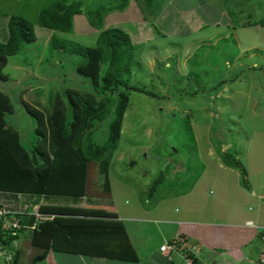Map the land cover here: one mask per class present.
Masks as SVG:
<instances>
[{
  "label": "rangeland",
  "instance_id": "1",
  "mask_svg": "<svg viewBox=\"0 0 264 264\" xmlns=\"http://www.w3.org/2000/svg\"><path fill=\"white\" fill-rule=\"evenodd\" d=\"M54 1L0 0V18L21 13L31 21L40 20L41 9ZM123 2L126 6L121 10ZM81 8L82 14L73 18L72 31H57L60 42L80 38L94 42L97 32L109 25L123 29L132 40L134 56L127 80L137 90L126 88L129 104L121 138L108 163H89L85 197L0 192V203L25 214L30 207L43 204L58 213L71 210V214L97 215L93 207L110 202L106 180L110 176L112 200L129 198L118 193L125 183L137 190L147 208L176 198L174 209L183 210L193 222L205 220L203 215L216 224L225 221L227 208L237 202L245 212L256 213L253 202L258 198L251 193L264 194V0H82ZM99 10L102 21L95 17ZM35 24L38 34L44 32L41 24ZM4 31L0 21V41ZM20 51L19 58L11 60L14 64H8V80L0 79V89L14 105L8 125L16 127L28 142L32 122L26 106L46 113L54 89L94 88L89 79L75 72V57L66 48L36 54L34 47L26 45ZM15 85L19 87L13 94ZM109 120L106 116L91 129L95 143L107 138ZM230 165L238 178L226 172ZM242 171L249 188L243 184ZM34 230L33 226L22 232L11 255L0 248V264H6L5 254L9 258L17 249L22 252V264H30L40 252L32 245ZM181 231L189 237L199 234L204 246L230 251L249 232L194 225H184ZM67 262L83 264L78 257L57 251H51L46 260L47 264Z\"/></svg>",
  "mask_w": 264,
  "mask_h": 264
},
{
  "label": "trees",
  "instance_id": "2",
  "mask_svg": "<svg viewBox=\"0 0 264 264\" xmlns=\"http://www.w3.org/2000/svg\"><path fill=\"white\" fill-rule=\"evenodd\" d=\"M36 1L26 0V3ZM81 6L82 0H57L41 9L40 20L31 21L21 13L0 18L5 28L0 41L1 80H8V64L12 65V58H19L24 46L34 47L36 54L64 47L75 57V72L89 79L94 88V91L54 89L47 101L46 113L41 108L26 106L32 122V138L28 142L16 127L8 125L7 116L14 111V105L12 98L0 89V192L83 198L87 193L89 163H108L112 159L129 104L126 88L137 90L129 86L127 80L134 47L130 34L115 25L100 29L94 42L83 41L80 37L77 41L60 42L57 31L69 33L74 29L73 18L82 14ZM124 6L126 2L120 9L123 10ZM100 10L95 17L102 21L103 12ZM35 23L41 24L43 28L39 27L44 32L38 34ZM48 33L54 34L49 38ZM15 87L19 86L13 87V94L16 93ZM122 87L125 90L119 91ZM105 93L110 95L105 96ZM106 116H110L109 134L101 143H95L91 129ZM242 174L243 184L249 188L247 174L245 171ZM57 211L46 207L41 211L55 217L37 222L32 245L40 252L34 255L30 264H47L51 251L109 259H137L125 229L101 219L103 213L95 210L97 215H85L77 211L71 214V210ZM19 216L21 228L18 234L4 230L0 224L2 252L7 249L10 254L13 243L37 221L35 216ZM21 256L19 249L9 258L5 254L6 264H22ZM195 262L201 263L197 258Z\"/></svg>",
  "mask_w": 264,
  "mask_h": 264
},
{
  "label": "crops",
  "instance_id": "3",
  "mask_svg": "<svg viewBox=\"0 0 264 264\" xmlns=\"http://www.w3.org/2000/svg\"><path fill=\"white\" fill-rule=\"evenodd\" d=\"M142 21H145V19H142ZM188 22L192 25L193 21ZM175 24L176 22H173L174 35L177 34ZM200 25L201 24L198 23L196 29H199ZM232 167L230 165V167L226 169V172L229 170L228 172L232 174L233 177L238 178L239 174L235 172V167ZM109 178V204L104 205V207H102L103 205H96V207L93 208L96 211L103 213L104 216H100L101 219H107L112 225L121 226L125 229L129 241L135 250L137 259L120 260L118 258L109 259L106 257L65 253L71 256L73 255V257H78L83 264H185L180 256L174 254L172 255V261H169L160 251V247L165 241L172 240L179 235L184 236L192 245L200 247V251L198 252L199 255L198 253L196 255L203 264H254L259 257L261 241L258 227L264 226V194L259 193V195H257V192L252 189V197L257 196L258 198L257 201L255 200L253 202L255 205L254 210L256 211L254 214H249L248 211L245 212V209L237 202L232 203L229 205V208H227L225 221H218L216 224L210 220L208 215H203L202 218L205 220L193 222L186 219V214L183 213V210L180 213L177 209H174V204L178 202L176 198L160 200L157 205L147 208L142 204L141 197L138 195L137 190H134L131 186H128L125 183L121 184V190H119L118 193L121 195V198L122 195H124L125 198H129L123 202H121V199L117 200L114 198L112 200L113 196L111 192L114 191V187L113 184H110L111 182ZM115 178L116 177H113V179ZM128 189H130V191H128ZM199 192L200 191L198 190L195 191L197 194ZM149 195L151 198L154 196L152 192H150ZM129 200H131V202H129ZM103 208L108 209V211L102 210ZM249 210L252 209L249 207ZM152 213H154L156 218H151L150 214ZM149 225L152 227H149ZM184 225L218 226L222 229H246L249 230V232L244 235L245 237L242 236V238L235 242L236 246L233 248L234 251H230L227 248L220 249L218 246H204V241L199 237V234L192 233L190 234L192 237H189V233L185 234L181 231V228ZM228 233L229 232L222 233V236L226 238ZM214 236L217 235L215 234ZM198 239L200 242L197 241ZM84 258H88V260ZM67 263L69 264V262Z\"/></svg>",
  "mask_w": 264,
  "mask_h": 264
},
{
  "label": "built area",
  "instance_id": "4",
  "mask_svg": "<svg viewBox=\"0 0 264 264\" xmlns=\"http://www.w3.org/2000/svg\"><path fill=\"white\" fill-rule=\"evenodd\" d=\"M38 217L42 218L39 214ZM0 223L2 224L3 229L10 230L13 234H15L17 229L21 227L20 219L17 216V213L5 208H0ZM258 228L261 250L259 257L254 264H264V226ZM160 251L169 261H172V255L176 254L181 257L185 264H201L195 262V259L197 258L196 254L200 251V247L192 245L189 240L181 235L176 236L171 241H165L161 245Z\"/></svg>",
  "mask_w": 264,
  "mask_h": 264
},
{
  "label": "clouds",
  "instance_id": "5",
  "mask_svg": "<svg viewBox=\"0 0 264 264\" xmlns=\"http://www.w3.org/2000/svg\"><path fill=\"white\" fill-rule=\"evenodd\" d=\"M3 203H0V208H5V206L6 205H2ZM36 205H38V206H40L39 204H36ZM36 205H34L31 209V211L30 212H27L28 214L27 215H30V216H35L36 217V223H34L33 225H31V226H29V229L31 228V227H33L34 226V229H35V227H36V224H37V222H39V221H41V220H51V219H53L54 217H55V215L54 214H48V213H42L41 211H43V209H45V207L43 206V204H41L42 206H40L39 207V209H38V207L36 206ZM6 209V208H5ZM10 211H14L15 213H17V216H19V215H25V213L24 212H19V210H10ZM38 214L40 215V216H42V218L41 217H38ZM20 217V216H19ZM1 224V223H0ZM2 225V224H1ZM21 228V227H20ZM19 228V229H20ZM19 229H17V231L19 230ZM5 230V229H4ZM7 231H10V230H7ZM16 231V233L15 234H18V232ZM11 232V231H10ZM12 233V232H11ZM184 237V236H183ZM21 238H22V236H21ZM20 238V239H21ZM173 240V239H172ZM169 241H171V240H169ZM198 259V258H197ZM198 261L200 262V260L198 259Z\"/></svg>",
  "mask_w": 264,
  "mask_h": 264
},
{
  "label": "bare ground",
  "instance_id": "6",
  "mask_svg": "<svg viewBox=\"0 0 264 264\" xmlns=\"http://www.w3.org/2000/svg\"><path fill=\"white\" fill-rule=\"evenodd\" d=\"M3 228V227H2ZM202 253V252H201ZM198 255H199V253H198Z\"/></svg>",
  "mask_w": 264,
  "mask_h": 264
}]
</instances>
